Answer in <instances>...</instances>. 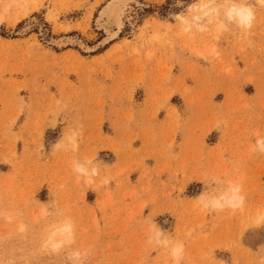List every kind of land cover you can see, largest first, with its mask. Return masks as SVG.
Wrapping results in <instances>:
<instances>
[{
  "label": "rangeland",
  "instance_id": "obj_1",
  "mask_svg": "<svg viewBox=\"0 0 264 264\" xmlns=\"http://www.w3.org/2000/svg\"><path fill=\"white\" fill-rule=\"evenodd\" d=\"M111 1L0 0V264H67L69 249H44L64 217L84 264H171L146 242L147 217L183 243L182 264H260L264 8L247 0L246 33L184 32L174 17L194 0H135L103 44ZM67 126L79 150L51 152ZM93 156L106 186L72 172ZM213 177L241 186L243 209L199 205ZM53 202L63 217L42 214Z\"/></svg>",
  "mask_w": 264,
  "mask_h": 264
},
{
  "label": "clouds",
  "instance_id": "obj_2",
  "mask_svg": "<svg viewBox=\"0 0 264 264\" xmlns=\"http://www.w3.org/2000/svg\"><path fill=\"white\" fill-rule=\"evenodd\" d=\"M256 5L264 8V0H256ZM174 19L184 32L193 30L199 32L208 31L209 25H214L219 32L229 31L235 27L240 32L246 33L253 27L256 19L255 6L247 0H194V5L185 12L176 15ZM80 131L78 128L67 126L61 138L52 146L51 152L64 151L75 153L79 150ZM255 142L251 146L253 152L264 154V133L257 130ZM72 172L77 182L83 181L86 185L103 187L110 183L107 176L101 177V162L96 157H86L83 160L73 159ZM199 205L213 212L231 210L236 212L243 209L245 198L241 186L234 181L213 177L211 183L204 184V190L195 198ZM49 211L47 205L42 210L44 216L56 215L63 217V213L55 208ZM146 242L154 247L168 251L171 264H182L184 245L175 240L170 233L161 229L154 221L145 218ZM253 226H264V209L259 210L252 218ZM24 231V226H21ZM76 243L75 222L71 217H64L51 225L50 232L44 242L45 249L50 248L53 252L69 249L67 264H84L83 255L79 250H72ZM260 264H264V252L260 253Z\"/></svg>",
  "mask_w": 264,
  "mask_h": 264
},
{
  "label": "bare ground",
  "instance_id": "obj_3",
  "mask_svg": "<svg viewBox=\"0 0 264 264\" xmlns=\"http://www.w3.org/2000/svg\"><path fill=\"white\" fill-rule=\"evenodd\" d=\"M133 1L135 0H112L101 10L97 18V26L99 29L106 32L107 37L104 39L103 44L116 40L120 36L125 25L124 18L129 10V4ZM73 40L74 39L67 38L63 46L74 43Z\"/></svg>",
  "mask_w": 264,
  "mask_h": 264
}]
</instances>
